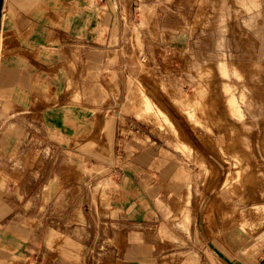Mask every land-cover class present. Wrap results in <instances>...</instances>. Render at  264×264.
<instances>
[{"label":"rangeland","instance_id":"obj_1","mask_svg":"<svg viewBox=\"0 0 264 264\" xmlns=\"http://www.w3.org/2000/svg\"><path fill=\"white\" fill-rule=\"evenodd\" d=\"M109 1L97 70L99 103L113 109L51 158L50 188L34 192L41 214L50 205L44 227L36 219L12 264H138L145 243L171 247L161 264L251 256L264 245V0ZM116 167L140 170L151 208L131 185L121 198L105 179ZM137 210L159 223L139 226Z\"/></svg>","mask_w":264,"mask_h":264},{"label":"crops","instance_id":"obj_2","mask_svg":"<svg viewBox=\"0 0 264 264\" xmlns=\"http://www.w3.org/2000/svg\"><path fill=\"white\" fill-rule=\"evenodd\" d=\"M102 2L4 0L0 31V264H12L21 248L34 243L32 224L36 219L44 227L45 207L50 205L43 202L41 214L34 192L37 188L49 190L51 158H65V147L80 142L89 132L92 137L100 125L99 111L113 109L112 104L103 107L99 103L97 55L109 45L114 29L112 3ZM140 176L139 169L132 174L125 167H116L109 169L105 179L118 188L121 198L127 186L142 190L145 202L139 207L151 208L147 199L151 200L148 188L152 186ZM149 214V210H137L131 215L139 226L147 228L152 222L159 223V217L156 220ZM169 223L164 220L162 224ZM10 230L26 232V240ZM149 247L146 243L139 246L138 264H161L158 256L171 249L164 244ZM204 253L201 263L211 264V254L206 257ZM217 261L264 264V245L234 263Z\"/></svg>","mask_w":264,"mask_h":264},{"label":"bare ground","instance_id":"obj_3","mask_svg":"<svg viewBox=\"0 0 264 264\" xmlns=\"http://www.w3.org/2000/svg\"><path fill=\"white\" fill-rule=\"evenodd\" d=\"M224 62V61H223ZM221 63V62H220ZM220 68V67H219ZM224 69H225V66H224ZM235 104H237L236 103V101H235V99H233L232 100ZM238 105V104H237ZM237 108L239 109V107L237 106ZM240 113V112H239ZM255 209H257L258 211H260V213H261V223H264V205H262V206H260V207H256ZM260 223V224H261ZM247 226H248V230L247 231H249V233H253V232H256L257 230H258V227H259V225L258 224H256V223H244L243 225H241V227L242 228H245V229H247ZM235 236H237V235H235Z\"/></svg>","mask_w":264,"mask_h":264},{"label":"water","instance_id":"obj_4","mask_svg":"<svg viewBox=\"0 0 264 264\" xmlns=\"http://www.w3.org/2000/svg\"><path fill=\"white\" fill-rule=\"evenodd\" d=\"M3 5H4V0H0V31H1V18H2Z\"/></svg>","mask_w":264,"mask_h":264}]
</instances>
